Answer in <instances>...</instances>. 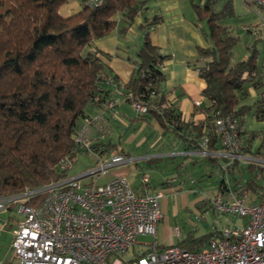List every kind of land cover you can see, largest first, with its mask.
Returning a JSON list of instances; mask_svg holds the SVG:
<instances>
[{
  "label": "trees",
  "instance_id": "obj_1",
  "mask_svg": "<svg viewBox=\"0 0 264 264\" xmlns=\"http://www.w3.org/2000/svg\"><path fill=\"white\" fill-rule=\"evenodd\" d=\"M188 1L206 41L196 47L197 58L190 62L206 80L202 94L207 103L196 105L206 118L197 123L185 121L176 102L168 103L164 63L171 54L162 52L151 39V31L163 22V15H147L148 0H102L69 15L59 11L67 0H0V195L63 177L65 171L59 163L65 158L73 161L79 153L75 135L88 115V106L104 107L114 86L128 103L141 99L147 104V112L136 113L134 121L155 119L191 149H200L204 137L209 139L207 148L216 149L215 119L219 115L237 116L241 134L248 112L264 121L263 37L256 36L247 45V56L234 61L241 38L229 25L236 16L232 1ZM140 13L141 45L131 78L122 84L106 69L93 42L115 28L127 32ZM108 73L112 76L109 81L105 78ZM251 86L263 89L258 99L248 103ZM257 136L264 142V133L250 132L243 150ZM120 140L112 142L108 136L95 149L101 156L111 149L127 154ZM238 162L235 159L229 165L231 173L240 170ZM246 167L250 177L235 186L255 190L261 185L257 176L264 167L257 171L252 163ZM221 232L216 227L200 236L190 233L176 245L198 250Z\"/></svg>",
  "mask_w": 264,
  "mask_h": 264
},
{
  "label": "built area",
  "instance_id": "obj_2",
  "mask_svg": "<svg viewBox=\"0 0 264 264\" xmlns=\"http://www.w3.org/2000/svg\"><path fill=\"white\" fill-rule=\"evenodd\" d=\"M101 1L84 0V5L96 6ZM243 1L251 8L264 7V0ZM105 78L109 81L112 76L108 73ZM119 103L118 96L107 99L104 110L87 118L75 135L79 152L95 153L97 166L69 175L72 161L65 158L59 163L65 171L60 179L0 195V210L13 207L19 216L12 243L18 264H264V181L255 190H244L234 186L229 176V165L235 159H250L243 150L239 118L217 116L216 149L207 148L208 137L197 149L201 155L216 159L223 189L219 184L206 198L228 223L221 228L220 236L198 250H190L158 243L165 194L162 188L139 193L125 176L98 182L113 167L130 161L122 152H113L104 160L95 149L112 132L107 111H113ZM195 105L202 102L195 100ZM131 106L136 113L147 112V104L141 99ZM142 181L150 182L149 172L143 173ZM236 216L243 221H236ZM181 230L176 226L174 231L181 235ZM140 235H151L153 240L142 243L138 241ZM138 244L145 245L143 251L128 256V250Z\"/></svg>",
  "mask_w": 264,
  "mask_h": 264
},
{
  "label": "crops",
  "instance_id": "obj_3",
  "mask_svg": "<svg viewBox=\"0 0 264 264\" xmlns=\"http://www.w3.org/2000/svg\"><path fill=\"white\" fill-rule=\"evenodd\" d=\"M231 1L236 14L235 18L231 19V23L248 16L252 10L258 12L257 8L248 7L243 0ZM187 2L190 6L189 1ZM187 2L186 0H148L145 6L147 7V15L151 16L157 12L163 15V22L151 31V39L153 43L160 46L162 52L171 54V57L164 63L166 80L163 83V88L167 92V97L178 104L182 118L185 121L197 123L206 118V114L199 111L195 105V100H200L202 104L207 103L206 97L202 94L203 89L206 87V80L190 65V62L197 58L196 47L206 45V41L194 22V15L187 9ZM83 6L84 0H67L66 3L61 5L59 11L62 15H69L82 9ZM258 14L260 13L258 12ZM116 17L120 20L121 14ZM142 22L143 14L140 13L135 17L127 32L120 33L118 28H115L109 34L97 38L93 42V45L100 50L98 54L106 69L111 74L117 75L122 84L129 81L135 68L137 51L141 45V34L138 27ZM252 41L253 39L248 42L251 43ZM247 54V50L243 51L241 54L243 56L236 60L246 57ZM236 60L234 59V61ZM113 88L111 96H118L120 103L113 111H107L112 125V132L109 137L112 142H115L118 138L121 139V145L127 151L126 155L130 158V161L113 167L110 169L109 174L107 173L108 177L103 179L107 181L115 176H125L139 193L162 188L166 195L176 197L175 212L182 207L192 206L193 204L198 205L205 192L203 188L211 181L218 180L219 183L217 182V184L221 182L222 175L216 168V160H209L208 163L203 164L201 154L198 153L197 149L186 147L181 139L173 132L165 131L155 119L134 121L133 117L136 112L131 104L125 100L115 86ZM262 89H255L251 86L249 88L250 98L247 102L252 103L258 99ZM103 110L102 105L90 104L87 108L88 115L83 119V123L90 116ZM124 131L128 132L123 136ZM243 131H245L243 134L244 140L247 139L250 132L264 133V121L258 120L253 111H250L244 116ZM172 136L175 139L177 138L174 142H170ZM132 142H135V146L141 148L140 150L148 145L145 148L144 155L130 154V150L124 144ZM180 145L183 149H180ZM113 150L119 152L116 149ZM109 152L110 150L102 157L106 158ZM245 153L250 159L239 160L237 165L239 168L246 167L248 163H252L256 171L259 167H264V142H262L261 136H257L252 140L249 149ZM92 155L95 159L98 158L95 153ZM141 159H144V161L141 162ZM221 160L227 161V159ZM143 162H146V164H143ZM210 171L213 172L212 176L204 180L206 176L202 177V175ZM144 172L150 174L149 183L142 181ZM245 175L249 177L250 172ZM168 210L169 200L166 197L162 203V219H164ZM18 219L19 216L13 207L0 210V264H18V260L12 252L13 230Z\"/></svg>",
  "mask_w": 264,
  "mask_h": 264
},
{
  "label": "rangeland",
  "instance_id": "obj_4",
  "mask_svg": "<svg viewBox=\"0 0 264 264\" xmlns=\"http://www.w3.org/2000/svg\"><path fill=\"white\" fill-rule=\"evenodd\" d=\"M188 0H186L187 2ZM187 9H189L190 13L194 15V12L190 8L187 2ZM249 7V6H248ZM252 7L257 8L258 12L256 13L254 10L248 16L242 17L241 20L238 21H229V25L232 29V32L234 34H237L240 36L241 40L239 44L236 46L234 50V59L242 57V52L247 50V45L249 44V40L254 39L256 36L261 35L263 37V42L260 43L261 48V54L260 58L261 61L264 59V7H261L259 5H253ZM264 63V61H263ZM128 131L123 132V136L126 135ZM243 136V134H242ZM177 139V138H176ZM175 138L170 137V142L176 140ZM243 143L245 144L244 137L242 138ZM121 145V141H120ZM119 145V146H120ZM127 149L130 150L131 155H144V152H146V149L148 147L144 146L141 148H138L135 146V142L133 143H125L124 144ZM122 146V145H121ZM180 149H183L180 145ZM115 152L113 149L110 150L109 153H107L106 158L104 160H107L108 157ZM201 160L203 161V164L208 163V159L206 158V155H201ZM144 161V159H141V162ZM199 162V161H197ZM85 164V165H84ZM99 164L98 158L95 159L92 153H86V152H79L76 156V158L71 162V169L68 172L69 175L72 174H78L84 169H91L93 166H97ZM143 164H146V162H143ZM84 165V166H83ZM84 167V169H82ZM247 169V170H246ZM246 173H249V170L247 167L240 168L239 171H236L234 173H231L229 171V176L231 178V181H233V185L239 183L240 181H247V179L250 177H246ZM109 174V172H108ZM108 174L106 173L105 176L98 179V182H105L106 180L103 178L108 177ZM196 174V173H195ZM213 172L210 171L208 173H205L203 176H206L204 180L209 179L212 176ZM220 177V176H219ZM222 178V177H221ZM257 179L260 180L259 183H262L264 181V172L257 176ZM89 179H87L88 181ZM222 180V179H221ZM218 180L211 181L206 187L203 188L205 191L203 193V196L201 197V201H199L198 205L193 204L192 206L188 207H182L179 210L175 212V206L177 205L176 197L173 195H166L164 194L163 200L167 197L169 200V210L168 213L164 216V219H162L158 225V243L161 245H172L177 244L179 241H181L183 238L186 237L188 234H193L194 236H200L203 234H206L214 228L221 229L224 225H226L228 222L226 220L225 216H219L213 209V207L210 206V199L206 198L207 195H212L215 192V189L218 188L217 184ZM219 183V182H218ZM217 185V186H216ZM230 219L233 217L230 215ZM235 220L238 222H242L243 218L235 217ZM179 225L181 227V235H177L174 232L175 226ZM153 240V236L151 235H140L138 237V241L142 243H149ZM144 244H138L136 247H131L127 255H136L143 251Z\"/></svg>",
  "mask_w": 264,
  "mask_h": 264
}]
</instances>
